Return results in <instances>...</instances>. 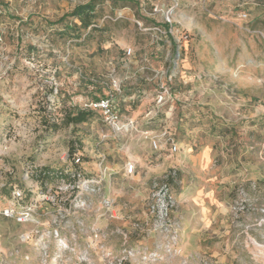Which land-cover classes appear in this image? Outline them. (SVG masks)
Masks as SVG:
<instances>
[{"label":"rangeland","instance_id":"rangeland-1","mask_svg":"<svg viewBox=\"0 0 264 264\" xmlns=\"http://www.w3.org/2000/svg\"><path fill=\"white\" fill-rule=\"evenodd\" d=\"M87 1L0 0V207L37 203L0 264H264V0H102L62 34ZM108 93L128 130L86 106Z\"/></svg>","mask_w":264,"mask_h":264},{"label":"built area","instance_id":"built-area-1","mask_svg":"<svg viewBox=\"0 0 264 264\" xmlns=\"http://www.w3.org/2000/svg\"><path fill=\"white\" fill-rule=\"evenodd\" d=\"M127 53H130V50L128 49ZM89 108H97L101 111L103 118L105 122L109 125V127L113 131H123L128 130L133 126L132 120L122 121L120 118L119 112L117 110V107L114 103V100L112 98L111 94H106L105 96L90 101L86 104ZM153 144L155 147H157L156 141H153ZM170 150L176 151L177 145L173 142L170 143ZM79 160V157H76V161ZM133 171V165H129L127 172ZM94 180L90 179H83L81 184L86 189H91ZM169 183L167 181L160 182L156 189L153 192V195L157 199V203L155 206L161 213H164V215L167 214L169 211V208L173 204V199L170 194L169 190ZM46 194H42L41 198H46ZM36 201L35 202H23V191L16 185L12 187L10 190V196L7 199V204L0 207V215L11 218L17 223H28L34 220L35 214H36Z\"/></svg>","mask_w":264,"mask_h":264},{"label":"trees","instance_id":"trees-1","mask_svg":"<svg viewBox=\"0 0 264 264\" xmlns=\"http://www.w3.org/2000/svg\"><path fill=\"white\" fill-rule=\"evenodd\" d=\"M102 0H88L85 3L77 4L73 7L70 12H67L60 16L56 22H60L63 24L62 34L69 31L72 32L73 36H81V30L86 31L90 26L94 23L95 18L97 17L95 12V6L97 2ZM113 2L124 1V0H111ZM70 16L71 21L69 23H63L64 19ZM78 20L79 24L74 23L73 20ZM91 29V28H90ZM105 96L104 94H100L99 97H93V100H97L101 97ZM93 111L89 108H76L73 111H66L63 118L62 124H79L88 120L90 115H92ZM46 122V121H45ZM46 127L56 130L59 128V124L55 121H47ZM41 172V180L43 182H47L48 180H52L53 176H57L59 174L66 176L69 178L70 173H65L63 169L54 170L49 167H43L40 169ZM74 176V175H73Z\"/></svg>","mask_w":264,"mask_h":264}]
</instances>
